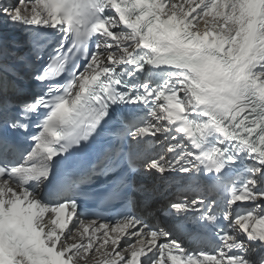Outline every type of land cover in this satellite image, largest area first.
<instances>
[{
  "label": "snow or ice",
  "instance_id": "1",
  "mask_svg": "<svg viewBox=\"0 0 264 264\" xmlns=\"http://www.w3.org/2000/svg\"><path fill=\"white\" fill-rule=\"evenodd\" d=\"M0 264H264V0H0Z\"/></svg>",
  "mask_w": 264,
  "mask_h": 264
},
{
  "label": "bare ground",
  "instance_id": "2",
  "mask_svg": "<svg viewBox=\"0 0 264 264\" xmlns=\"http://www.w3.org/2000/svg\"><path fill=\"white\" fill-rule=\"evenodd\" d=\"M145 185H147L149 188L153 186V184L155 183L156 185H159L160 184V181L158 178H156L155 180H153L151 178V180L149 181H146V182H143Z\"/></svg>",
  "mask_w": 264,
  "mask_h": 264
}]
</instances>
